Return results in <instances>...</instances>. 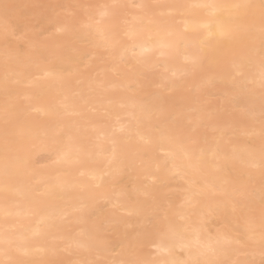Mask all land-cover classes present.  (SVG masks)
<instances>
[{
	"label": "bare ground",
	"instance_id": "1",
	"mask_svg": "<svg viewBox=\"0 0 264 264\" xmlns=\"http://www.w3.org/2000/svg\"><path fill=\"white\" fill-rule=\"evenodd\" d=\"M100 2L101 5L96 3L98 6L79 21L85 24L81 29H73L74 25L69 21L56 19L58 21L54 27L61 35L46 42L49 48H38V39L36 41L32 35L28 40V48L22 53L5 40V31L9 29L8 17L15 14L12 12L13 6H10L12 2L5 8L6 0H0V227L3 226V213L7 208L21 213L12 217L10 223L16 224L21 231L26 229L24 234L37 227L41 231V235L31 237L26 243L27 255H15L26 264L31 261L84 264L97 260L101 264H122L133 258L130 244L135 247L138 257L147 259L156 255L159 245L170 248V254H161L158 259L175 260L177 264H182L189 258V252L167 238L166 233L169 220L179 225L186 223L176 215L184 212L191 226L202 227V239L216 237L218 233L233 239V243L227 246L226 254L219 257L227 264H235L236 261L264 264L258 261L260 254L264 253V244L261 243L264 226L259 202L264 176L258 167L247 168L238 161L224 159L233 152H253L258 162L260 148L264 144V118L261 116L264 90L259 84L258 54L261 19L258 9L219 7L243 3L258 5L260 0H165L155 6L152 0ZM126 2L135 4L134 9H125ZM221 29L230 30L231 38L220 39L218 34ZM84 41L91 45L89 50H80L78 42ZM250 47H254L257 53L246 67L252 82H234L230 79L231 63L239 62ZM59 48L70 50L66 59L57 57ZM101 48H106L107 57L91 59L96 64L95 73L75 75L81 59L90 60L93 55L102 53L99 52ZM129 49L137 53L141 49L147 51L143 52L139 57L140 63H137L132 59ZM41 52H46L49 57L44 65L38 60L42 57L38 55ZM6 55L26 63V67L15 77L19 83L11 88V111L8 113V118L16 124L15 131H23L24 134L11 137L13 143L9 145L10 156L7 161L5 109L9 98L5 95L3 85L6 72L11 73L15 64L10 62L6 66ZM53 56L63 63L51 60ZM185 56H199L200 62L193 65L185 61ZM78 79L81 82L77 84L75 80ZM147 83L159 84L162 88L150 92L144 88L148 86ZM25 84L31 87L26 88ZM206 87L220 90L224 106L233 112L220 117L219 113L216 116L219 120H211L216 124L211 127L215 128L213 135H205L199 123L202 117L215 110L213 106L208 107L209 104L205 106L198 97ZM21 95L27 97L28 104L22 105L17 101ZM228 98H234V102H226ZM134 105H155L160 113L153 117L151 125L142 123L138 127L129 115L137 111ZM86 107L94 109L95 113L87 114L83 111ZM31 110L38 111L40 118L28 117ZM192 110H195V119L190 126H196L197 132L184 130L190 147L197 156L203 152V171L209 181L219 182V177L223 175L232 183L254 192V199L243 210L238 208L233 212L231 205L225 208L220 197L200 198L195 208L188 207V185L180 176L169 174L165 168V153L169 145L137 150L140 144L137 132L155 136L157 128L175 126L177 123L184 129V119L191 120L194 117H191ZM66 112H75V115L66 118L60 116ZM100 116L105 118L100 119ZM121 126L123 131L118 130ZM61 130L71 132L76 138V146L82 150L80 163L73 167L54 163L64 146L65 137L55 135ZM12 131L9 130L10 136ZM29 131L46 135L45 142L30 139ZM246 137L250 138V143L245 140ZM113 145L121 154V159L109 164L107 158L111 155ZM38 150L47 151L52 163L48 158V165L37 167L33 159ZM26 160L30 161L29 184L61 186L57 187L56 196L42 209L39 217L25 214L30 207L26 198L10 195L5 201L6 163L8 173L13 178L11 182L21 187L18 172ZM217 160L220 165H227L222 174L214 170ZM167 167L170 168L171 164ZM81 172L85 175L81 176ZM91 172L107 175L94 196L83 199L79 186L82 182H88ZM124 174L133 176L130 189L119 185V180H116ZM197 179L200 177L197 176ZM174 180L178 182L173 184ZM145 185L148 186L147 197L138 191ZM118 197L127 211L113 209L112 202ZM100 198L103 204L98 203ZM104 205L110 207L102 210ZM217 205L219 211L211 212L201 219V209L216 208ZM82 206L83 214L79 210ZM129 211L132 214H128ZM145 212L154 213L159 231L151 230L152 234L147 239L135 235L124 237L127 231L123 226L128 223L135 224L138 234L145 231ZM37 220L41 222L38 224ZM52 222H55V226L49 227ZM103 223H106L105 230L110 228L118 235L114 241L107 239ZM237 240L239 243L235 242ZM100 242L103 250L97 252L96 245ZM60 247L78 256L63 257ZM106 251L117 253L107 255Z\"/></svg>",
	"mask_w": 264,
	"mask_h": 264
},
{
	"label": "snow or ice",
	"instance_id": "2",
	"mask_svg": "<svg viewBox=\"0 0 264 264\" xmlns=\"http://www.w3.org/2000/svg\"><path fill=\"white\" fill-rule=\"evenodd\" d=\"M5 8L8 5L4 6ZM113 7H120L119 5H113ZM136 7H141L137 5ZM219 7L223 8H232L236 10H259V15L261 19V29H260V46H259V56H260V72H259V84L262 90H264V0H260L258 5L252 3H243V4H233V5H220ZM105 13H101L104 15ZM63 31L64 29H60ZM211 35V33H210ZM220 39H230L231 31L221 29L219 31ZM170 47L172 45H169ZM132 51V59L137 63H140L139 57L142 56L144 51L147 49H141L140 53ZM256 50L254 47H250L247 51V54L241 58L239 62L231 63V72L230 79L234 82L247 81L251 83L252 81L248 77L246 71L247 64L251 62V59L256 55ZM186 62L196 65L200 62L199 56H185ZM13 62L15 64L14 69L11 73L6 72L4 79V92L6 97L9 98V102L6 105V120H5V149L6 161L9 159L10 151L9 145L13 143L12 136L23 135V131L17 132L16 124L13 120L8 118V113L11 111L10 107V96L11 88L13 85L18 84L19 80L15 77L20 74V72L26 67V63L19 59H14L8 55L5 57L6 66ZM47 75V73H46ZM226 102L233 103L234 98H228ZM123 107V105H121ZM137 109L136 112L130 113V119L135 120L137 126L139 127L142 123H147L151 125L153 117L160 113L155 105L152 106H133ZM261 116L264 118V107L261 109ZM12 129L11 136L9 130ZM119 131H123V126H121ZM57 137L63 136L64 146L57 155L56 160L54 161L57 165L73 167L80 163L82 150L76 146V138L71 132L58 131L55 133ZM139 136V147L138 151L142 150L145 147L153 146H163L164 144L169 145V150L165 153V168L166 171L171 175L180 176L185 180V183L188 185V195L186 197V204L188 207L195 208L199 203L200 198H215L220 197L225 208L228 205H231L233 212L238 208L243 210L247 207L248 203L254 199V192L243 188L235 183H232L227 177L221 175L219 177V182L209 181L206 174L203 171V152L200 156L195 154V151L190 147L189 138L185 135L183 127L177 123L175 126H169L164 128H157L155 136H145L137 132ZM30 139L34 141L45 142L46 135L41 136L39 134H34L31 131L28 132ZM109 164L114 163L117 160L121 159V154L118 153L117 148L113 145L111 155L107 158ZM225 160H234L238 161L242 166L247 168H256L260 169L261 175L264 176V144L260 148L259 159L257 162L256 156L253 152H242L237 153L233 152L230 157H225ZM29 160L23 162L18 172V179L21 184V187H16L11 181L12 177L9 175L7 170V163L5 167V201L7 202L8 197L11 196H20L26 198L29 202V211L25 213L28 216L39 217L43 208L49 205V202L57 194V187L59 185H49L41 184L32 185L28 183L29 175ZM171 164V167H167ZM225 165H220L219 160H217L214 165V170L218 174H222L226 168ZM159 170V166H157ZM85 173L81 172V176ZM106 173L97 174L91 172L88 174V182H82L80 184V196L83 199H88L94 196L95 191L102 187L105 181ZM197 176L200 179H197ZM140 194L147 197L149 195L148 186L145 185L143 189L138 190ZM123 195V194H121ZM259 202L261 205L262 213V226H264V187L261 188ZM140 203L139 201L137 202ZM113 209L118 212L127 211L125 206L122 204L119 197L112 202ZM81 214H83V206L79 209ZM219 211V205L216 208L208 207L206 210L201 209L200 217L201 219L211 213ZM21 213L19 211L12 212L9 209L5 208L3 213V226L0 227V264H26V262L21 261L17 258L15 254L27 255L28 250L25 247L26 243L31 237L41 235L39 227L28 234H24L27 230L21 231V229L14 223H10V219L14 216H19ZM128 214H132L130 211ZM176 215L180 220L186 221L184 225H179L173 223L169 220L168 223V232L166 233L167 238L173 240L175 243H178L183 250L189 252V258L182 262V264H227L226 261L221 260L219 257L222 254H226L228 248L233 243V239L226 234L218 233L216 237H208L206 240L201 238L202 227L200 226H191L188 216L184 212H178ZM145 231L138 234L147 239L152 233L151 230L159 231V225L155 222L154 213L145 212ZM167 219V216L165 217ZM226 219V217H224ZM41 221L37 220L39 224ZM55 222H52L49 227H54ZM251 228V225H250ZM190 233V236L188 235ZM239 243V241H235ZM261 243L264 244V230L261 232ZM83 246V245H80ZM129 248L132 252V259L123 261L122 264H177L175 260H163L158 259L161 254H170V248L157 246L156 255L150 259L140 258L136 255V250L133 245H129ZM103 250V244L100 242L96 245V251L100 252ZM36 251H42V249H36ZM27 264H44L43 261H31ZM84 264H101L99 260L84 262ZM235 264H245L242 261H236Z\"/></svg>",
	"mask_w": 264,
	"mask_h": 264
},
{
	"label": "rangeland",
	"instance_id": "3",
	"mask_svg": "<svg viewBox=\"0 0 264 264\" xmlns=\"http://www.w3.org/2000/svg\"><path fill=\"white\" fill-rule=\"evenodd\" d=\"M100 1L101 0H6L7 5L8 4L10 5V2H12V4L10 6L11 7L13 6L12 12L15 15L13 17L12 16L8 17L9 18V20H8L9 29H6L7 31H5V35L7 34L5 36V38H6L5 40L7 41V43L9 45L13 46L16 49H19L22 53L25 52L26 49L28 48V46H27L29 44L28 40H29V37L32 35L35 37L36 41L38 39V41L40 42L39 43L37 41V44L39 46L38 48H44V46L47 47V44H46L47 41H49L50 39H53L56 35L57 36L61 35V32L59 30L57 31V29H55V27H54L56 21H58L60 19L66 20L67 22L69 21V23H71V25H74V27H72L73 29H77V30L81 29V27H84L85 24H80L79 21L83 18H86L87 14L91 13L90 11L95 9L99 4L101 5L102 2H100ZM163 1H165V0H152V4L154 6L156 4L159 5V3L163 2ZM96 3L98 5H96ZM125 7H126L125 9L128 8V10L131 11L132 9H134L133 7H135V4H127V2H126ZM16 12H17V14H19L18 17L16 16L17 15ZM128 15H129V13H128ZM56 19H58V20H56ZM32 31H34L36 34H34ZM74 39H76V38H74ZM78 44L81 46L80 50H82V51H85L86 49L89 50L91 48V45H88L89 43L87 41L78 42ZM47 48H49V45ZM22 50H24V51H22ZM99 50H100L99 52H102V53L97 54L95 56L93 55L92 57L89 56L90 60H89V58H82L81 59V61L79 62L80 64L77 68L78 70H77V72H75L76 73L75 75L79 76L81 74H86L88 72H93V74L95 73L94 68H95L96 64L91 59L92 58L93 59H95V58L101 59L103 57L104 58L107 57V53H105L106 48H104V49L101 48ZM69 51L70 50L68 49V51H67L66 48H59V50H57V52H58L57 57L60 56L62 58H65V56H67ZM63 52H64V54H63ZM72 52H74V51H72ZM41 53L38 54V55L42 56V57L39 56L40 58H38V60L40 61V64H43L45 62L47 63L49 61V57H47L46 52H41ZM54 57H56V56H53L51 60L54 59L53 61H55L56 63H61V64L63 63V61H61L59 59L57 60ZM99 59L97 61L101 62V60H99ZM64 62L67 63V61H65V60H64ZM98 75H100V74H98ZM75 82L78 84L81 82V79H78V81L75 80ZM147 84H148V86H146L144 88H145V90L150 91V92L155 91V90H159V88L160 89L162 88V87H160L159 84L158 85L157 84L153 85V84H149V83H147ZM24 86L26 88L31 87L30 84H25ZM165 91L167 92V90H165ZM221 94H222V92L220 90H217V88L210 89V87H208V89H207V87H206V90L201 92V94L198 96V97H200L201 102L202 103L204 102L203 104H205V106H207L209 104L208 107L209 106L215 107V110H212V114L205 116L204 118L202 117L201 121L199 122L201 125V129L205 135L215 134V128H211L212 126L213 127L216 126V124H214V122H213L214 119L217 121V120H219L218 118L220 117V115L233 114V112L230 109H228L224 106L223 98H222ZM17 101H20L19 102L20 104L25 105L27 103V97L24 95L23 96L21 95L20 97H18ZM58 105L60 106V104H58ZM59 106H55V107L58 108ZM83 111H85L87 114L95 113V110L90 109L89 107H86ZM191 112H192V114L190 113L191 117H192V115H194V117L191 120L188 118L184 119V122H185L184 130L189 129V131H191V132H193L192 130H194V132L196 130V132H197L196 126H194V127L190 126L192 124V120L195 119V113H193V112H195V110H192ZM218 114H219V117H217V119H216V116H218ZM27 115H28V117L36 116L37 118L38 117L40 118L39 112L34 111V110L29 111V114H27ZM61 115L63 118H66L69 116L74 117L75 112H72V113L66 112L64 114H60V116ZM104 116L103 117L100 116L99 118L103 119V118H105ZM211 120H213V121H211ZM212 122H213V124H212ZM192 128H194V129H192ZM206 133H208V134H206ZM245 140L249 143L251 142L250 138H248V137H246ZM48 154L49 153L45 150H43V151L38 150L37 152H35L34 153V159H33L34 162L36 163L35 165L37 167H40V168L48 165L49 164L48 162L50 160V155H48ZM48 158H49V160H48ZM51 163L52 162L50 160V164ZM116 180H119V185H124L127 189H130L131 183L133 180V176L124 174V175L118 177ZM176 182H178V180L172 181L173 184H175ZM98 203H102V204L104 203L102 198L99 199ZM109 207H110L109 205H106V206L104 205L102 207V210H105ZM105 224L106 223H103L102 225H103L104 233L108 236L107 239L114 241V239L116 237H118V235L115 234L113 232V230L110 228L105 230V227H104ZM123 228L127 231L125 233L124 237L128 238L130 236L132 237L133 235L138 236V232L135 229L136 227H135L134 223L125 224L123 226ZM60 253L63 255V257L65 256V257L72 258V256H78L77 253H72V251H68V249L67 248L65 249V247H62V248L60 247ZM105 253L107 255H109V254L115 255L117 252L114 251L112 253L111 251H106ZM240 255H245V253H240ZM259 259H258V261L264 262V253L260 254Z\"/></svg>",
	"mask_w": 264,
	"mask_h": 264
}]
</instances>
